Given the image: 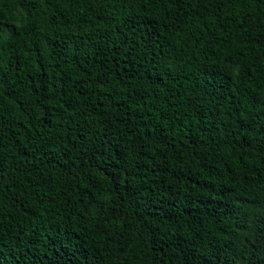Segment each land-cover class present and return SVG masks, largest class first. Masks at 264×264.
<instances>
[{"label":"trees","instance_id":"trees-1","mask_svg":"<svg viewBox=\"0 0 264 264\" xmlns=\"http://www.w3.org/2000/svg\"><path fill=\"white\" fill-rule=\"evenodd\" d=\"M0 264H264V0H0Z\"/></svg>","mask_w":264,"mask_h":264}]
</instances>
